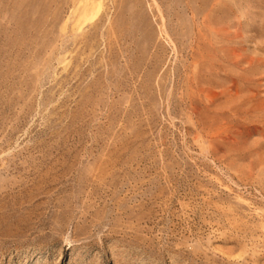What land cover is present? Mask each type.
Masks as SVG:
<instances>
[{
    "label": "rangeland",
    "instance_id": "1",
    "mask_svg": "<svg viewBox=\"0 0 264 264\" xmlns=\"http://www.w3.org/2000/svg\"><path fill=\"white\" fill-rule=\"evenodd\" d=\"M0 264H264V0H0Z\"/></svg>",
    "mask_w": 264,
    "mask_h": 264
}]
</instances>
